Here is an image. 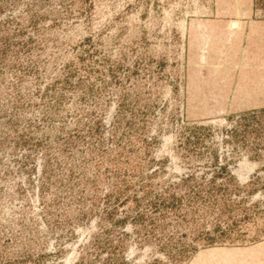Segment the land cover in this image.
Returning a JSON list of instances; mask_svg holds the SVG:
<instances>
[{"label": "rangeland", "instance_id": "1", "mask_svg": "<svg viewBox=\"0 0 264 264\" xmlns=\"http://www.w3.org/2000/svg\"><path fill=\"white\" fill-rule=\"evenodd\" d=\"M0 51V264H264V0H0Z\"/></svg>", "mask_w": 264, "mask_h": 264}, {"label": "crops", "instance_id": "2", "mask_svg": "<svg viewBox=\"0 0 264 264\" xmlns=\"http://www.w3.org/2000/svg\"><path fill=\"white\" fill-rule=\"evenodd\" d=\"M192 40H195V39H192ZM209 42V41H208ZM204 47H205V49H204V53L205 54H209V52H211V46H210V44H208L207 43V41L205 42V45H204ZM198 48V47H197ZM197 48H196V45H190V50H191V52H195V50L196 51H198L197 50ZM209 59H208V57H207V59H205V61H203V62H197V69H203V70H207V69H211L212 67L210 66L211 65V63H210V61H208ZM223 64H220L219 65V67H218V70H221V69H223ZM203 77H204V73H203ZM205 78V77H204ZM205 80H208V79H205ZM204 86L205 87H210V86H212V85H214V86H218V87H221V86H223V85H225V83L224 82H222L221 80L220 81H218V80H216V81H214V80H209V81H205L204 83ZM192 92V91H191ZM206 92V91H205ZM261 264H263V263H261Z\"/></svg>", "mask_w": 264, "mask_h": 264}, {"label": "trees", "instance_id": "3", "mask_svg": "<svg viewBox=\"0 0 264 264\" xmlns=\"http://www.w3.org/2000/svg\"><path fill=\"white\" fill-rule=\"evenodd\" d=\"M3 52H4V51H2V52L0 51V54H1V53L3 54ZM4 53H5V52H4ZM0 61H1V59H0ZM79 177H80V176L78 175L77 178H79ZM80 178H83V177L81 176ZM79 180H81V179H79ZM79 264H85V263H84V262H81V263H79Z\"/></svg>", "mask_w": 264, "mask_h": 264}]
</instances>
